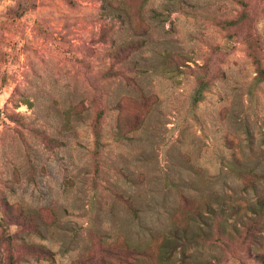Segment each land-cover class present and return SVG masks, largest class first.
<instances>
[{
  "label": "rangeland",
  "instance_id": "obj_1",
  "mask_svg": "<svg viewBox=\"0 0 264 264\" xmlns=\"http://www.w3.org/2000/svg\"><path fill=\"white\" fill-rule=\"evenodd\" d=\"M244 1L0 0V264L11 240L15 264H264L214 242L257 199L236 169L264 173V0ZM244 10L228 37L215 19Z\"/></svg>",
  "mask_w": 264,
  "mask_h": 264
},
{
  "label": "trees",
  "instance_id": "obj_2",
  "mask_svg": "<svg viewBox=\"0 0 264 264\" xmlns=\"http://www.w3.org/2000/svg\"><path fill=\"white\" fill-rule=\"evenodd\" d=\"M239 1L243 5L245 4L244 0ZM248 19H250V15L247 11L244 10L237 17L216 18L215 20L222 29L228 31V37L231 38L234 34V31L231 30L241 28L247 23ZM131 42L133 43L135 41ZM248 43V55L251 57L256 71V77L254 78V80L255 83L259 85L264 82V55H262V53L254 47L251 41H248ZM113 74H115L114 71H108V77L112 76ZM198 82L199 85L196 88V91L192 97L193 106H197L198 103L203 99V93L208 85V81L204 77H200L198 79ZM105 115L106 112L101 109L98 111L97 116L94 120L93 129L97 144H99V141L102 136L99 125L104 120ZM236 175L241 179L243 186L246 190L255 191L257 199L254 204L247 203V208L250 214H245V219L241 221V224L238 227L237 225H235L232 228H228L225 224V221L217 223V233L214 237V242H217V247L221 250L229 251L235 258L243 260L245 257H250L254 251L257 252V255H260V249L264 247V173H258L251 169L241 167L236 169ZM232 210L238 212L240 210V206L237 204H233ZM224 213L225 211H221L220 217L224 218ZM198 217L201 218L202 214L198 215ZM20 221H22L20 223L22 225L25 224L24 222H28L26 224L27 227H32V225L36 226V231L38 233L41 232L36 222L30 220L29 218H23ZM201 236L203 237V235L199 233L187 235L186 231H184L181 236L177 233L175 239H173L172 241H168L171 243H164V247L160 249V254L164 258L163 255L167 253L168 249L171 246L174 247L175 244L178 245V242H180L181 246L183 247V251L185 252L187 246L189 247L192 243L199 242ZM8 249L10 251V264H15L16 245L14 241H10ZM129 250L132 251V248L129 247ZM19 251L23 252L24 254L28 253V249L26 250L25 248L20 249ZM29 252L38 256H49L51 254V252L46 249V247L42 246H36L35 249H29ZM108 256H114L118 258L121 263H128V259H125L122 253L118 250L111 249V252L108 254ZM166 257L164 258V260L167 259L166 261H168V255ZM80 264H88V260L86 262L81 261ZM99 264H110L107 255L101 256ZM129 264H131L130 261Z\"/></svg>",
  "mask_w": 264,
  "mask_h": 264
}]
</instances>
